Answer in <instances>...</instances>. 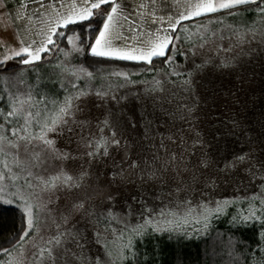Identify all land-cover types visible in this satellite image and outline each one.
I'll use <instances>...</instances> for the list:
<instances>
[{"label":"rangeland","instance_id":"rangeland-1","mask_svg":"<svg viewBox=\"0 0 264 264\" xmlns=\"http://www.w3.org/2000/svg\"><path fill=\"white\" fill-rule=\"evenodd\" d=\"M233 13L217 12L187 23L179 13L178 22L185 21L169 45L171 62L161 69L136 71L105 67L96 74L76 62L85 52L76 36L73 37L79 51H74L70 44L68 50L57 54L58 41L47 58L33 64H23L21 58L4 63V67L27 66L19 72L0 76V125H3L2 134L10 140L16 139L11 136V129L19 125L10 117L6 122V114L17 95L31 91L36 101L41 98L62 101L70 91H75L71 88L73 82L88 94L76 101L79 110L67 124L47 134L53 141L51 147L33 140L26 146L21 143L18 153L6 145L0 153V172L4 173L0 178V203L23 210L25 232L29 231L26 208L32 205L35 224L28 237L7 250L11 255L0 253V264L9 261L53 264L46 253L40 261L38 249L41 247L53 248L55 264H89V259L104 258L101 244L111 242L110 247L114 244L116 236L111 234L114 222L125 225L134 221L129 212V198L142 189L162 188L166 196L173 198V203L185 200V196L196 206L199 201H207L205 198L211 193L232 195L235 184L226 185L224 179L242 170L244 180L239 189L248 193L247 165L229 164L223 170L222 164L212 158L211 142L203 140V124L216 116L226 118L233 127L247 129V114L240 108L256 99V92L264 94V89L257 87L260 78H264V17L257 10L247 8ZM168 34L166 28H156L147 40ZM6 54L0 52L1 61ZM44 60L51 61L39 64ZM69 70H77L76 75ZM97 92L104 95L98 96ZM53 107L52 103L47 104L49 111ZM43 109L44 105L40 104L39 110ZM30 132L39 134L40 129L34 124ZM37 155L38 164L34 159ZM173 155L177 157L175 165L171 162ZM16 156L23 162V169L15 167ZM150 158L159 161V171H150L154 176L139 170L142 167L138 161L146 162ZM5 161L10 171L4 168ZM131 161L138 163L132 165ZM62 171L81 177L80 186L43 190L41 180L47 181ZM128 172L133 176H126ZM178 186L184 191L175 192ZM80 202L94 215L75 209L74 205ZM109 209L117 214V220L106 230L97 221L106 224L101 214ZM64 217H68L67 222ZM62 231L78 232L83 250L69 237H65L66 243L59 248L47 243ZM97 231L101 233L100 243L96 240ZM108 234L110 240L106 239ZM82 252L88 259H77Z\"/></svg>","mask_w":264,"mask_h":264},{"label":"snow or ice","instance_id":"snow-or-ice-1","mask_svg":"<svg viewBox=\"0 0 264 264\" xmlns=\"http://www.w3.org/2000/svg\"><path fill=\"white\" fill-rule=\"evenodd\" d=\"M117 0H80V5H72L70 11L67 14L56 12V19L53 22V25L48 28V31L44 33V38L39 42L32 41L31 43H22L25 45L19 50L11 49V55H5L4 60L0 63H5L8 59L13 57H23L20 61L23 64L30 65L37 61L41 60L42 53H48L56 46V40L53 37L63 36V33L57 31L58 28L67 27L69 24H74L78 21L88 20L94 15L93 10H98L101 15L107 11L106 21L103 24V28L99 31V35L95 39L94 45H91V54L93 56L99 57H108L117 60H127V61H142L146 64H151L153 58L167 57L166 62H171V56L169 52V45L172 43V38L169 36H156L155 39H149L147 41H141V47H134L131 44H128L124 47H120L114 44V41L121 39L127 40L129 37H124L119 32L120 21L118 14V7L116 6ZM105 5H111L110 10L104 8ZM255 5L256 10L261 17H264V0H195L194 3H190V11H186L181 14L182 19H188L191 17H199L201 15H210L217 12L225 11L229 15L234 14L233 10L245 8L246 6ZM175 31V27L172 29ZM69 43L73 46L74 51H79L76 47L75 37H66ZM35 45V46H33ZM67 55V54H66ZM68 70V69H66ZM72 72V75H76L77 70H69ZM83 72V69H79ZM176 74V73H174ZM91 77V74H87ZM123 75V74H117ZM124 79L127 80V76H124ZM131 83V81H129ZM187 82V81H186ZM159 83V82H157ZM71 88L75 89L74 92H69V95L65 96L62 101L55 100H46L41 98L39 101L34 100L33 94L31 91L27 93H21L14 98V101L11 105V110L6 114L7 117L13 118L17 124L18 128L11 129V136L16 139L10 140L8 137L2 134L3 125H0V153L4 152L5 145L8 148H13L19 152L21 143L25 146L32 143L33 140H39L43 144L51 147L53 141L47 138L49 132H54L60 125L67 124L69 119L74 116V113L79 110V106L76 104V101L80 100L82 96L87 95V91L81 89L75 82L71 84ZM96 95H104L100 92H97ZM52 103L53 109L49 111L47 109V104ZM43 104L44 109L39 110V105ZM34 109H36L34 111ZM2 115V114H0ZM107 123V121H105ZM39 127V134H32L30 129L33 125ZM171 139V137H169ZM104 144L107 141H103ZM119 143V141H115ZM106 151V149H105ZM93 155V153H89ZM255 152L250 151L243 153L235 157L229 166H235L237 163L246 164V171L250 174V177L253 181L259 179L261 184L259 185L260 191L258 193H253L251 196L247 197L248 199V208L243 212L239 213L236 216L232 217V222L234 224H243L248 225L251 222H259L264 224V160H260L258 157L254 158ZM36 163H39L38 155L34 158ZM182 160L183 157L181 156ZM177 157L172 156L171 162L175 165ZM13 163L16 168L23 169L24 164L19 159L18 156L14 157ZM168 161L165 162L167 164ZM4 168L9 170V165L5 161ZM150 176H154V173L149 171ZM31 175V173H29ZM4 173L0 172V178H3ZM81 177H74L69 175L67 172H61L59 175L50 178L49 180H41V184L44 185L46 191H55L58 188H75L80 186ZM32 185L29 183V187ZM184 191L183 188L177 187L175 192L179 193ZM171 195V193H169ZM111 199V198H109ZM234 201L224 200L216 201L215 207H209L205 203H200L198 205L199 213L198 217L193 218L191 222L201 223L200 217L203 218L204 227H207L208 221L213 215L219 216L224 212L230 203ZM27 204V201H25ZM176 207L180 208L185 207L183 215L178 211L169 208L168 211L161 209L159 213V218H154L152 215V210L143 209V212H147V215H143L142 222L136 225H124V229L130 231L129 239L127 243L119 244L115 249V254L112 248L108 244H101V247L104 250V258L97 256L94 260L89 259V264H124V261L135 257L136 253L133 251V241L132 236L143 237L148 230L151 229L152 232H172L177 230V228L183 227L184 224L189 223V217L192 216V213L197 209L191 207V200L185 199L183 202L176 201ZM74 208L77 210H83L85 215L91 216L94 215V212H90L85 208V203L80 202L79 204L74 205ZM28 216V232H24L21 239L28 237L29 232L35 228L33 220V206L28 205L26 208ZM104 221H106V229L112 224V221L117 220V214L113 213L110 209L106 213L101 214ZM65 222L68 221V217H64ZM183 221V223H182ZM100 221L98 220L97 223ZM119 222V221H117ZM116 238L118 241L124 240L125 232L121 230ZM97 243H100L101 233L97 231L95 233ZM65 237H69L72 241L76 242L77 247L83 250L84 245L80 242L79 233L71 231H62L49 239L48 244L54 245L56 248H59L62 244L66 243ZM261 243L257 246L256 249L252 250L250 256H254L255 259H249L248 264H264V229H261L260 234ZM115 244L116 242L113 241ZM68 251L67 249H65ZM7 253V250H3ZM39 259L43 261L45 259V253L47 258H50L55 264V255L53 248L51 247H41L38 249ZM11 255V253H7ZM75 255V254H74ZM77 259H88L83 256L77 257ZM8 264H12L11 261Z\"/></svg>","mask_w":264,"mask_h":264},{"label":"trees","instance_id":"trees-1","mask_svg":"<svg viewBox=\"0 0 264 264\" xmlns=\"http://www.w3.org/2000/svg\"><path fill=\"white\" fill-rule=\"evenodd\" d=\"M110 7L111 5L104 6L106 10H110ZM245 8L256 10L255 5L246 6ZM106 16L107 11L101 15L98 10H95L94 15L90 19L68 27L64 31L63 36L58 37L60 44L56 53L58 54L60 50H68L70 48L71 45L66 37L76 36L79 46L84 48L85 51L78 56L76 62L84 67H89V70L96 74L105 67H118L123 70L136 71H140L144 68L161 69L166 67L168 63L166 62L167 57L155 58L151 64H146L144 62L137 63L91 55L89 53L90 46L93 45L99 31H101ZM51 49L52 51L54 50L53 47H51ZM50 52L44 53L43 58H47ZM49 61L51 60H44V62L39 64H44ZM4 66L5 64L0 66V76L4 74H13L27 67L21 65H15L13 67ZM258 79L259 77L257 80ZM260 80V86L257 87H259L258 89H264V78H260ZM255 96H257V98L250 104L246 106L243 105V107L240 108L247 114V129L242 128L241 130L239 126L233 127L231 123L227 122L226 118L221 119L217 116L215 119L212 118L213 120H208L202 126L205 131L203 140L205 143L208 141L211 142L212 158L222 164V169L223 166L231 165V162L238 155L252 151L253 149L251 148L254 146V158L258 157L260 160H264V94L256 92ZM156 158L159 159L158 157ZM157 159L150 158L146 162L138 161V163L131 161L130 163H132V165H137L138 163L139 166L142 167V171L139 169L140 172L148 174L152 169L159 171V161H157ZM132 169L137 172L136 169ZM143 170H146V172ZM242 175L243 171L241 170L240 172L230 175L228 179H224L227 180L225 183L226 185L230 183L235 184L236 190L232 192V195H230V192L229 195L223 196L217 194L212 195L211 193L205 198L207 201H201V203H205L212 208L215 207L216 201H234L228 205L222 214L219 216L213 215L208 221L207 227H204L202 217H200L201 223L199 224L191 222L193 218L198 217L199 201L198 205H191V207L197 210L188 218L190 222L184 224L183 227L177 228V230L172 232L165 231L160 233L152 232L151 229H149L148 233L143 237L132 236L133 251H135L136 255L124 261V264H248L249 259L254 260L255 257L250 256V253L261 243L259 234L261 229H264V224L259 222H251L248 225L234 224L232 222V217L239 213H243L248 208L247 197L260 191L259 185L261 181L259 179L253 181L251 177H249L248 184L246 185L249 191L245 194L246 190L241 191V189H239V186L242 185L240 182L244 180ZM126 176L132 177L133 175H130V172H128ZM142 177L143 176H139V178ZM249 182L253 183L249 185ZM133 194L131 198H129V203H127L129 204L130 214L134 216V223L129 221L126 223L127 225H136L142 222L143 215L148 214L147 212H143L145 207L151 209L152 215L157 219L159 218L161 209L168 211V209L171 208L183 215L185 207H187L185 206L182 209L181 207L177 208L176 203L172 202L173 198L171 199L170 196H166V191L162 188L156 190L142 189ZM184 199L187 198L184 196ZM183 201L184 200L181 202ZM99 224L106 229V224L103 222H99ZM113 226L115 233L118 234L120 229L125 232L123 241H118L117 238H115V244L111 247V242L108 244L115 254V249L119 244L127 243L130 231L124 229V225H121V223L117 221L114 222ZM25 231L26 215L23 210L18 207L6 206L0 203V253L18 244ZM113 233L114 231L111 232V234ZM105 236L106 239L110 240V234Z\"/></svg>","mask_w":264,"mask_h":264},{"label":"crops","instance_id":"crops-1","mask_svg":"<svg viewBox=\"0 0 264 264\" xmlns=\"http://www.w3.org/2000/svg\"><path fill=\"white\" fill-rule=\"evenodd\" d=\"M194 2L195 0H117L116 6L120 21L119 32L122 36L130 39L114 41V44L120 47L128 44L139 47L140 42L147 41L148 35L156 28H166L169 37L172 38L177 33L179 25L185 21L178 22L179 13L190 11V3ZM72 5L79 7L80 0H0V52L5 51L11 55V49L19 50L25 46L22 41L25 43L39 42L44 38V33L48 31V28L58 19L56 12L67 14ZM203 16L206 15L199 17ZM199 17L188 18L185 22ZM80 22L83 21L74 24ZM74 24L58 28L57 31L64 33L68 27ZM173 27H175V31L172 30ZM53 39L56 40L57 44L58 37H53ZM126 41L128 43L124 44L123 42ZM43 57L44 53H42L41 59ZM20 58L23 59V57H13L7 61L12 62ZM2 64L4 63H0V66Z\"/></svg>","mask_w":264,"mask_h":264}]
</instances>
